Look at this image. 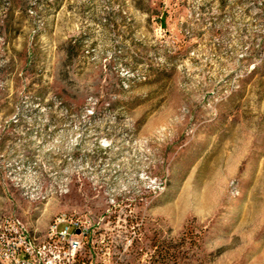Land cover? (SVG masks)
I'll return each mask as SVG.
<instances>
[{
	"label": "rangeland",
	"instance_id": "rangeland-1",
	"mask_svg": "<svg viewBox=\"0 0 264 264\" xmlns=\"http://www.w3.org/2000/svg\"><path fill=\"white\" fill-rule=\"evenodd\" d=\"M0 264H264V0H0Z\"/></svg>",
	"mask_w": 264,
	"mask_h": 264
},
{
	"label": "built area",
	"instance_id": "built-area-1",
	"mask_svg": "<svg viewBox=\"0 0 264 264\" xmlns=\"http://www.w3.org/2000/svg\"><path fill=\"white\" fill-rule=\"evenodd\" d=\"M59 240L64 244L63 254L67 258H74L81 247V237L86 231L84 224L79 220H65L58 218L51 228Z\"/></svg>",
	"mask_w": 264,
	"mask_h": 264
}]
</instances>
